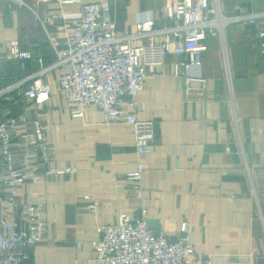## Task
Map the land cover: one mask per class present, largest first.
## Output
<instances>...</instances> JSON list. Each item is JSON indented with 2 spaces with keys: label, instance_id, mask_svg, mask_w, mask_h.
<instances>
[{
  "label": "crops",
  "instance_id": "1",
  "mask_svg": "<svg viewBox=\"0 0 264 264\" xmlns=\"http://www.w3.org/2000/svg\"><path fill=\"white\" fill-rule=\"evenodd\" d=\"M26 1L42 13L60 9L56 0ZM110 1L121 30L148 16L158 27L172 22L161 11L165 0ZM223 5L226 13L238 6L260 10L264 0H225ZM65 10L70 19L81 13L76 4ZM179 37L162 67H148L138 96L139 117L154 120L156 127L154 146L145 154L137 152L131 127L105 124L95 105L75 116L59 88V69L52 71V97L41 110L29 97L12 104V114H24V124L37 117L48 124L51 164L78 169L74 175L29 185V193L46 198L49 225L45 240L29 249L23 264H102L92 246L98 225L116 222L121 213L140 217L142 208L154 229L165 227L173 238L181 235L185 220L191 223L192 264L210 258L216 264H264V53L258 26L229 24L227 55L221 39L207 35L202 67L194 70L209 79L204 86L196 83L203 92L191 98L175 73L178 61L190 59ZM12 41L32 57H7L6 45ZM0 48V88L35 72L40 57L47 64L57 60L33 11L7 0H0ZM139 162L144 171L138 193L126 173ZM85 195L97 203L95 212Z\"/></svg>",
  "mask_w": 264,
  "mask_h": 264
},
{
  "label": "built area",
  "instance_id": "2",
  "mask_svg": "<svg viewBox=\"0 0 264 264\" xmlns=\"http://www.w3.org/2000/svg\"><path fill=\"white\" fill-rule=\"evenodd\" d=\"M7 1L33 11L57 53L55 63L47 64L40 57L39 69L0 88V116L6 115L0 120V264H23L29 249L45 240L49 225L46 198L41 192L29 193V185L74 175L78 169L73 164H51L54 149L48 124L40 117L24 124V114H12V104L29 97L36 110H41L52 97V71L59 69V88L75 116L95 105L103 111L105 124L120 122L131 127L137 152L145 154L153 148L156 134L154 120L141 119L137 113L148 67H162L174 37L180 35L179 44L190 59L178 61L175 73L183 79L186 97L199 95L203 87L196 83L204 86L209 78L194 69L202 67L207 35L221 39L227 55V26L256 24L264 53V7L242 10L238 6L226 13L225 0H165L161 11L171 24L158 27L155 18L148 16L135 21L132 29L121 30L110 0H56L60 9L46 13L26 0ZM68 4H76L80 16L67 17ZM52 24L56 30L51 29ZM6 47L10 58L33 55L20 49L16 41ZM143 171L144 164L139 162L126 173L138 193ZM84 197L91 200L89 206L95 212L97 203L88 195ZM141 212L140 217L121 213L116 222L98 225L100 233L92 246L102 264H192L196 251L190 240L191 223L185 220L181 235L173 238L165 227L157 230L151 226L146 208ZM200 264L216 263L210 258Z\"/></svg>",
  "mask_w": 264,
  "mask_h": 264
},
{
  "label": "trees",
  "instance_id": "3",
  "mask_svg": "<svg viewBox=\"0 0 264 264\" xmlns=\"http://www.w3.org/2000/svg\"><path fill=\"white\" fill-rule=\"evenodd\" d=\"M261 10V9H260ZM39 62V61H38ZM40 68V62H39V67L37 68V69H39Z\"/></svg>",
  "mask_w": 264,
  "mask_h": 264
}]
</instances>
